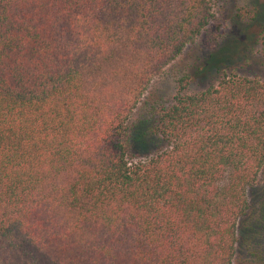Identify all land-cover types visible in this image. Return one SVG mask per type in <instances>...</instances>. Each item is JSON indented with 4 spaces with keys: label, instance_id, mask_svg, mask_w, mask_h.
Here are the masks:
<instances>
[{
    "label": "trees",
    "instance_id": "16d2710c",
    "mask_svg": "<svg viewBox=\"0 0 264 264\" xmlns=\"http://www.w3.org/2000/svg\"><path fill=\"white\" fill-rule=\"evenodd\" d=\"M211 16L210 0H0V264H234L264 81L189 93L180 78L173 102L131 118ZM250 214L260 264L264 195Z\"/></svg>",
    "mask_w": 264,
    "mask_h": 264
},
{
    "label": "rangeland",
    "instance_id": "374dc122",
    "mask_svg": "<svg viewBox=\"0 0 264 264\" xmlns=\"http://www.w3.org/2000/svg\"><path fill=\"white\" fill-rule=\"evenodd\" d=\"M210 3L212 16L207 25L150 81L132 112L133 121L153 107L173 102L180 78L187 82L189 93L217 83L223 74L235 73L264 81V0H210ZM163 146L156 139L148 144L136 142L129 158L144 159ZM263 185L264 167L248 189L250 208L238 228L234 264H258L247 261L253 247L248 243L249 221L250 209L264 195Z\"/></svg>",
    "mask_w": 264,
    "mask_h": 264
}]
</instances>
